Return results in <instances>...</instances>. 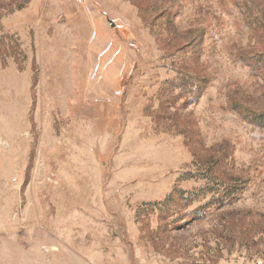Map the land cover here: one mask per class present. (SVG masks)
Returning a JSON list of instances; mask_svg holds the SVG:
<instances>
[{
    "label": "rangeland",
    "instance_id": "obj_1",
    "mask_svg": "<svg viewBox=\"0 0 264 264\" xmlns=\"http://www.w3.org/2000/svg\"><path fill=\"white\" fill-rule=\"evenodd\" d=\"M235 1L0 0V264H264V80L237 59L264 0Z\"/></svg>",
    "mask_w": 264,
    "mask_h": 264
},
{
    "label": "trees",
    "instance_id": "obj_2",
    "mask_svg": "<svg viewBox=\"0 0 264 264\" xmlns=\"http://www.w3.org/2000/svg\"><path fill=\"white\" fill-rule=\"evenodd\" d=\"M235 4L238 6H243V17H244V21L245 24H247V21L250 17H251V9L253 7L252 4H250L247 0H236ZM238 61H240L241 63H243L244 65H246L247 67H249V69L251 71H253V73L257 74L258 76H260L262 78V80H264V52L263 53H256V54H252V55H245V54H240L237 57ZM189 80H192V77H189V79L184 81V88H188L190 87V83ZM196 80V79H195ZM197 83L191 82V85L193 86L192 91L195 93H201L203 88H204V84H206V82L204 80H196ZM245 115H244V119H246L248 121L249 124L258 127V128H264V111L261 112H253V111H247L245 110ZM222 181H217V184H219V187H222L221 193L220 195L217 197V199H219L221 202L223 201H228L231 200L233 198H235V194H238L239 192H241V190L243 189L242 186H239V184L236 183H227L224 185H220L222 184ZM229 184V185H228ZM217 192L219 193V189L217 190Z\"/></svg>",
    "mask_w": 264,
    "mask_h": 264
}]
</instances>
